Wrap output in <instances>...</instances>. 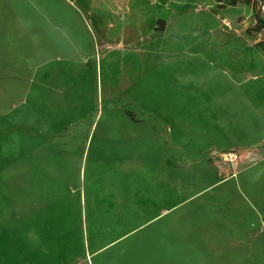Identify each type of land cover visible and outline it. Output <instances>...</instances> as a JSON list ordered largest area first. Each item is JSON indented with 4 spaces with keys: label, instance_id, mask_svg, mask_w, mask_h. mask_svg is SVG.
Masks as SVG:
<instances>
[{
    "label": "crops",
    "instance_id": "crops-1",
    "mask_svg": "<svg viewBox=\"0 0 264 264\" xmlns=\"http://www.w3.org/2000/svg\"><path fill=\"white\" fill-rule=\"evenodd\" d=\"M209 6L0 0V264H161L159 237L112 230L145 229L149 214L161 211L156 192L175 200L177 182H185L177 167L190 164L212 173L205 187L192 184L187 192H217L219 222L234 230L235 252L246 253L237 259L264 260V50L226 28ZM103 69L124 103L113 107L111 92L93 117L80 87ZM68 130L73 135L62 139ZM191 133L207 134L210 144L189 143ZM70 146L80 150L79 163L66 156ZM209 148L240 158L207 162ZM170 160L177 166L171 170ZM72 164L78 172L71 177ZM67 179L80 192L115 199L112 214L136 218L83 220L93 208L60 199ZM146 192L153 204L137 199L122 208Z\"/></svg>",
    "mask_w": 264,
    "mask_h": 264
},
{
    "label": "rangeland",
    "instance_id": "rangeland-1",
    "mask_svg": "<svg viewBox=\"0 0 264 264\" xmlns=\"http://www.w3.org/2000/svg\"><path fill=\"white\" fill-rule=\"evenodd\" d=\"M191 1H194L196 3V6L200 8V10H203L204 7H207L210 4L207 2L210 0ZM212 2L213 3L209 6V10L213 13H216L218 17L221 18L226 28L238 32L250 43L259 47L261 50H264V25L258 22L256 18V12H258L260 16L264 18V0H253L255 8L251 4H248L246 2H238L236 4H231L230 0H224L221 2L212 0ZM55 87L61 88L62 85L54 86V88ZM80 88L83 95H85L86 101H88L87 107L93 117L96 112L102 110L103 107L107 108V105L110 103L109 96L111 92L114 93L115 98L113 100V107L121 108V105L124 103L120 99L118 100V93H116V91L114 90V86H111V83L105 77L104 69L103 71H101V73L99 72L96 77L93 76L88 81L87 85ZM54 94H56V92H54ZM61 98L63 99V97ZM81 112L83 116L86 114V111H84V109ZM89 119L91 120L92 117L89 116L88 118L87 115H85L81 120L83 122L85 121L86 123H89L87 121ZM102 125L103 120L100 122L98 129L96 131L94 129L92 132V137L94 135V138L92 141L89 161L92 157V152L97 148L96 145L99 139ZM71 131L72 130H68L64 134H60L62 136L61 138L63 139V137L67 138L68 136H72L73 133ZM61 138L59 137L58 139ZM209 139L210 138L207 134H189V143L191 144L192 142H194L195 144L197 142H202L204 146L209 145ZM173 143L174 141L169 142V145ZM64 150L67 157H71L72 161L78 158L79 163L78 154H80V150H75L72 146L67 147ZM142 150L140 159L144 161V155H146V151L144 152ZM232 150L237 151L236 149ZM55 151L56 149H51V154ZM216 151L224 152L226 150L219 148H209L204 154L205 160L217 165H225V162L222 161L220 157L214 155V152ZM229 151L230 150H227L226 152ZM74 156H77V158L74 159ZM182 161L186 165L190 164L188 163V160L184 159ZM156 164L158 167V163ZM83 165L84 167L89 166L87 157ZM167 165L170 170L177 167L175 165L173 166L171 160L167 162ZM190 165L185 166L186 168L188 167L187 169L182 165H179L177 167V174L179 178H182L185 182H177V188L179 192H176L177 197L175 200L172 198L171 201L170 192H156L155 200L157 204L159 200L161 201V211L159 214H149L150 218L146 219H150L151 223L146 224L145 229H129V233L127 234H125L127 228L113 229L112 232H114L115 236L122 234V236L125 235L126 237L130 238H138L142 235V232H145L147 235L149 234L152 239L154 237L156 239L160 238L161 243L159 247L161 249L162 257L161 264H264V260L260 259L253 260V262L249 260L237 259L241 255L246 253L235 252V239L233 235L234 230L232 228H227L225 226V223H223L224 221L219 222L217 212L219 197L217 196V192H207L206 190H204L203 192H187L192 184L195 185L196 189L205 187V181H209V179L212 178V173L207 169H202L200 173L198 166H194L193 164L192 166ZM67 168L71 169V177L75 175L77 176L78 169L76 165L72 164ZM162 168L165 169L166 166L163 165ZM155 169L157 172L158 170L156 166ZM198 174L202 175V177L204 176V178L201 177L200 179L198 177ZM164 177L166 178L165 180H162V187L163 189H169L171 182L168 179V176H163V178ZM192 178H194V180H192ZM68 180L69 179H67L66 181L65 196L60 197V199H63L64 203L68 206L80 205L83 210L86 208V211H88V209L90 208H93L91 213L92 215H85L83 212V220L93 219L127 221L129 220V218H136L135 214L131 212H114L112 214L110 210L112 206L113 208L116 207L115 199H113L112 201L111 198H106V196H102V194H99L100 192H80L81 189L82 191L84 189L76 188L74 184V182L76 181L73 180V182L72 180ZM182 188L186 190V192L182 190ZM159 193L161 196L160 198ZM56 199L57 197H49V201ZM137 199H140L141 203L145 204V206L153 204V192H146L144 196L135 197V200L134 198H132V202H126L123 205L121 204L122 208L128 210L129 206L132 207V203H138V201H136ZM126 200L128 201V198H126L125 196H121V198H119V201ZM95 209L96 211L94 212ZM221 225L222 227L220 228ZM134 246V248H136V243L134 244Z\"/></svg>",
    "mask_w": 264,
    "mask_h": 264
},
{
    "label": "built area",
    "instance_id": "built-area-1",
    "mask_svg": "<svg viewBox=\"0 0 264 264\" xmlns=\"http://www.w3.org/2000/svg\"><path fill=\"white\" fill-rule=\"evenodd\" d=\"M215 156L220 157L225 162H235L240 158V154L237 152L229 151V152H214Z\"/></svg>",
    "mask_w": 264,
    "mask_h": 264
},
{
    "label": "trees",
    "instance_id": "trees-1",
    "mask_svg": "<svg viewBox=\"0 0 264 264\" xmlns=\"http://www.w3.org/2000/svg\"><path fill=\"white\" fill-rule=\"evenodd\" d=\"M217 1L221 2L224 0H217ZM230 2H231V4H236L238 2H246L248 4H251L255 8L253 0H230ZM256 18H257L258 22H260L262 25H264V18H262L258 12H256Z\"/></svg>",
    "mask_w": 264,
    "mask_h": 264
}]
</instances>
